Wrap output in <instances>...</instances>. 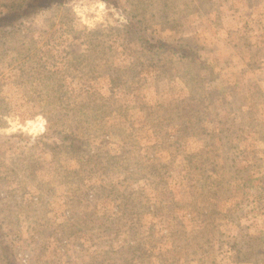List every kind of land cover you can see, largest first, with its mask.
<instances>
[{"label":"rangeland","instance_id":"obj_1","mask_svg":"<svg viewBox=\"0 0 264 264\" xmlns=\"http://www.w3.org/2000/svg\"><path fill=\"white\" fill-rule=\"evenodd\" d=\"M13 25L0 264H264V0H60Z\"/></svg>","mask_w":264,"mask_h":264},{"label":"trees","instance_id":"obj_2","mask_svg":"<svg viewBox=\"0 0 264 264\" xmlns=\"http://www.w3.org/2000/svg\"><path fill=\"white\" fill-rule=\"evenodd\" d=\"M56 1L59 2L60 0H29L27 8H31L30 11L26 13L22 10L17 13L8 12L0 17V31L5 30L8 27L12 28L14 26L13 24H15L19 18H23L30 13H35L37 9L48 7L51 3ZM9 263L12 264L11 259Z\"/></svg>","mask_w":264,"mask_h":264}]
</instances>
